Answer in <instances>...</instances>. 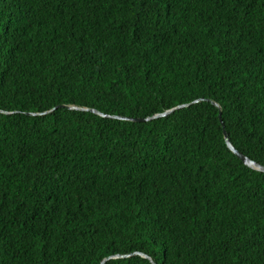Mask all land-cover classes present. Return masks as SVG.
<instances>
[{"label":"trees","instance_id":"16d2710c","mask_svg":"<svg viewBox=\"0 0 264 264\" xmlns=\"http://www.w3.org/2000/svg\"><path fill=\"white\" fill-rule=\"evenodd\" d=\"M0 109V264H264V0H0Z\"/></svg>","mask_w":264,"mask_h":264},{"label":"water","instance_id":"95a60500","mask_svg":"<svg viewBox=\"0 0 264 264\" xmlns=\"http://www.w3.org/2000/svg\"><path fill=\"white\" fill-rule=\"evenodd\" d=\"M214 104H216L218 107H219V104H217L216 102H213ZM190 103H185V104H180V105H177V106H174L172 108H169V109H166L162 112H158V113H155L153 115H150V116H147V117H131V116H115V117H119V118H123V119H127V120H133V121H149V120H152V119H155V118H158V117H161V116H165V115H168L170 113H172L174 110L178 109V108H181L183 106H187L189 105ZM74 108H80V109H90L91 111L93 112H96L102 116H111L107 113H103L95 108H83V107H74ZM220 108V107H219ZM1 112H6L4 110H1ZM49 112V111H47ZM46 113V112H45ZM32 114H35V113H32ZM219 117H220V120L222 122V125H223V121H222V118H221V110L219 111ZM224 136H225V140H226V143H227V146L233 151V153H235L245 164L249 165L250 167L252 168H255V169H258V170H261V171H264V165H261L260 163L252 160L251 158H249L248 156H246L245 154H243L242 152H240L238 149H236L233 144L230 142L229 138H228V135H227V132L225 131L224 129ZM135 253H138V254H141L147 258H150V256L144 254V253H140V252H135ZM125 256H128V255H125V254H116V255H113V256H109V257H105L102 261H101V264H103L105 261H107L108 259L110 258H116V257H125ZM154 263V262H153ZM155 264V263H154Z\"/></svg>","mask_w":264,"mask_h":264}]
</instances>
